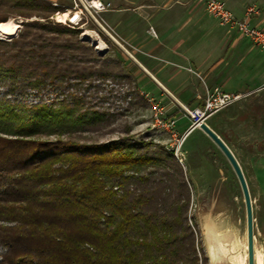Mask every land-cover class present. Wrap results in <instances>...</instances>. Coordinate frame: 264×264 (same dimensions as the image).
I'll return each mask as SVG.
<instances>
[{"label":"trees","instance_id":"obj_1","mask_svg":"<svg viewBox=\"0 0 264 264\" xmlns=\"http://www.w3.org/2000/svg\"><path fill=\"white\" fill-rule=\"evenodd\" d=\"M57 1L0 0V23L28 20L0 39V264H208L174 152L128 125L94 139L124 115L112 96H131L129 112L149 101L119 61L51 19L74 6Z\"/></svg>","mask_w":264,"mask_h":264},{"label":"rangeland","instance_id":"obj_2","mask_svg":"<svg viewBox=\"0 0 264 264\" xmlns=\"http://www.w3.org/2000/svg\"><path fill=\"white\" fill-rule=\"evenodd\" d=\"M50 1L54 5L58 3L57 0ZM82 1L65 0L66 3L74 5L72 9L70 8L66 12L68 15L75 17L76 13H79V18L76 21L71 22L69 17L61 20L59 18L61 12L53 15L51 19L63 25L70 24L72 27H78L81 32V39L89 42L99 54L106 55L107 58L113 61H119L121 66L124 67V73L129 72L131 77L137 80L142 94L148 96L165 111L164 116L166 119L176 121L174 130L177 133L176 136L157 129V127H154L155 111L152 103L149 102L147 107L138 106L134 112L126 111L131 96H126L124 91H120V94L112 96L111 101L105 104L106 106H113V109L117 107L124 108V115L106 127L103 133L93 134L94 139H99V141L116 139L124 133L125 126L128 125L137 140L144 138L169 148H179V152L182 153L180 158L183 159L184 175L192 197L189 209L190 222H196L201 244L198 248L199 256L202 257L204 253L206 258L208 257V246L210 244L222 249L223 245L230 244L231 249L237 256L245 257L246 210L239 182L231 166L215 144L200 129L190 131L197 118L184 111L169 95L164 93L155 80L148 77L98 26L92 17L95 16L109 32L123 42V45L130 50L141 64L143 63L150 70L152 60L159 62L157 59L147 56V53L143 50L145 40L150 44L151 42L154 43L153 40L156 38L155 28L151 24L153 12L151 10L145 11L139 7L147 4L157 5L160 1L101 0L103 3L109 4L110 8L108 11L99 13L88 7V1L90 0ZM186 1L197 7V15L202 18L206 17V19L212 18L201 2L196 0H194L196 2ZM234 1H247L244 7L246 9L254 7L258 12L254 16L260 12L257 0H223L229 8L230 2ZM168 4V2H165L160 6L166 9ZM165 14L163 12L162 18H166ZM34 19L33 17L30 21ZM10 20L21 26L18 32L22 28L21 23L28 21L20 17ZM17 34L14 37H17ZM102 34L108 37L111 44L104 41ZM225 34L229 38L231 36L235 38L230 30H226ZM223 46L225 52H227L231 48V43L225 42ZM255 48L258 49L256 46ZM260 62L261 66L264 65V59ZM190 71L185 69L183 72L187 75L190 74L189 79L195 89L198 83H202L203 78L197 72L191 69ZM157 80L161 81L159 77ZM120 87L113 84L107 88H114L116 94L121 89ZM216 87L222 91L225 90L222 86ZM216 87H208V89L212 91ZM236 89L238 92H235V94L241 95V98L219 112L207 116L205 122L226 142L243 169L253 202L255 247L256 251L262 254L264 258V82L257 81L252 85L245 82ZM35 95L28 96L27 102L38 101L40 94ZM46 96L44 93L43 97ZM198 96L203 97L202 94H195L196 100H198ZM196 100L193 102H196L197 107H189V110L202 108ZM208 264H210V259Z\"/></svg>","mask_w":264,"mask_h":264},{"label":"crops","instance_id":"obj_3","mask_svg":"<svg viewBox=\"0 0 264 264\" xmlns=\"http://www.w3.org/2000/svg\"><path fill=\"white\" fill-rule=\"evenodd\" d=\"M159 1L157 5L147 4L139 7L153 12L151 24L155 28L156 38L154 43L150 44L145 40L143 50L147 56L159 61L152 60L151 71L143 63L142 65L156 79L159 77L160 82L183 105L187 108L195 107V94L199 93L204 97L208 87L222 86L225 92L235 94L238 92L236 88L242 83L252 85L257 81L264 82V65L261 66L260 62L264 59V52L256 49L249 38L241 36L234 28L219 25L212 18L211 20L197 15V7L191 2ZM165 2L169 3L167 8H161L160 5ZM245 3L247 1H234L230 2V8L227 5L226 7L237 18L242 19L246 10ZM257 5L260 6V12L250 19V24L264 29V0H257ZM163 12L166 13V18H162ZM226 30H230L235 38H229L225 34ZM120 42L123 44L121 40ZM225 42L231 43L227 52L223 46ZM183 69H191L200 74L202 83H196L197 87L194 89L189 79L190 74L187 75ZM196 101L199 105L202 103ZM195 129L199 128L193 125L190 131Z\"/></svg>","mask_w":264,"mask_h":264},{"label":"built area","instance_id":"obj_4","mask_svg":"<svg viewBox=\"0 0 264 264\" xmlns=\"http://www.w3.org/2000/svg\"><path fill=\"white\" fill-rule=\"evenodd\" d=\"M201 2L206 12L221 26H227L229 28L236 29L239 34L243 37L249 38L251 42L264 52V29L254 27L250 24V19L257 14V10L254 7H249L246 9L244 18H237L227 7L223 0H196ZM88 7L93 9L96 13L108 11L110 8L109 4L103 3L101 0H90L88 1ZM154 108V127L159 130L167 131L168 133L176 136L177 133L174 132L176 128V121L173 119H166L165 111L155 104L152 99L144 95ZM241 98L239 94L228 93L215 88L214 90H206L204 97L198 96V100L202 101L203 108H197L193 111L189 110V114L197 118L194 123L198 127V124L205 121L207 116L213 115L219 112L223 108L227 107L231 103L238 101ZM174 152L177 160L183 164V159L180 158L182 153L179 152V148L174 149L169 148Z\"/></svg>","mask_w":264,"mask_h":264},{"label":"water","instance_id":"obj_5","mask_svg":"<svg viewBox=\"0 0 264 264\" xmlns=\"http://www.w3.org/2000/svg\"><path fill=\"white\" fill-rule=\"evenodd\" d=\"M83 2L82 0H80ZM98 26L155 82L161 87V89L169 95L174 102H176L184 111L189 113V109L183 105L169 90L164 87L156 78L153 76L133 55L132 53L111 33L109 32L103 24L98 21L95 16H92ZM198 128L215 144V146L223 154L229 165L231 166L234 174L239 182L246 210V251L245 257H240L235 254L231 249L230 244L223 245L222 248H218L215 245L210 244L208 246V260L210 259V264H239L235 259H243L244 264H259L258 255L255 247V218L253 210V202L251 199L250 190L245 178L243 169L235 157L232 150L226 144V142L219 136V134L211 128L205 121L198 124ZM264 264V258L262 255Z\"/></svg>","mask_w":264,"mask_h":264},{"label":"bare ground","instance_id":"obj_6","mask_svg":"<svg viewBox=\"0 0 264 264\" xmlns=\"http://www.w3.org/2000/svg\"><path fill=\"white\" fill-rule=\"evenodd\" d=\"M59 16H60L59 18L61 20L65 19L66 17H69L71 19V22H74L79 18V13H76L75 17H73L72 15L71 16L68 15V13H62V14H59ZM20 27H21L20 25H18L17 23H15L12 20H9V21L4 22V23H0V39L1 40H8L9 38L16 36ZM99 49H100V47H99ZM235 260L239 264H244L243 259L236 258ZM258 261H259V264H262V262H263L262 255H258Z\"/></svg>","mask_w":264,"mask_h":264}]
</instances>
